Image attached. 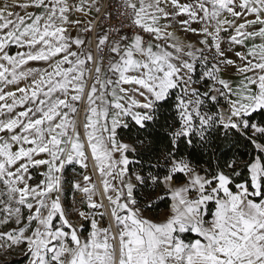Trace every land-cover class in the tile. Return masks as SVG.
I'll list each match as a JSON object with an SVG mask.
<instances>
[{
    "label": "snow or ice",
    "instance_id": "snow-or-ice-1",
    "mask_svg": "<svg viewBox=\"0 0 264 264\" xmlns=\"http://www.w3.org/2000/svg\"><path fill=\"white\" fill-rule=\"evenodd\" d=\"M264 264V0H0V264Z\"/></svg>",
    "mask_w": 264,
    "mask_h": 264
},
{
    "label": "trees",
    "instance_id": "trees-1",
    "mask_svg": "<svg viewBox=\"0 0 264 264\" xmlns=\"http://www.w3.org/2000/svg\"><path fill=\"white\" fill-rule=\"evenodd\" d=\"M22 260L21 257H14L13 259L8 260L9 264H19V262Z\"/></svg>",
    "mask_w": 264,
    "mask_h": 264
},
{
    "label": "rangeland",
    "instance_id": "rangeland-1",
    "mask_svg": "<svg viewBox=\"0 0 264 264\" xmlns=\"http://www.w3.org/2000/svg\"><path fill=\"white\" fill-rule=\"evenodd\" d=\"M14 257H19V256H16V255L8 256L7 260L13 259Z\"/></svg>",
    "mask_w": 264,
    "mask_h": 264
}]
</instances>
